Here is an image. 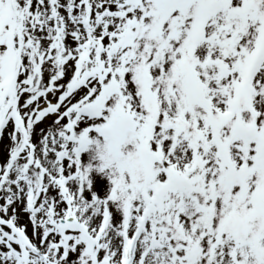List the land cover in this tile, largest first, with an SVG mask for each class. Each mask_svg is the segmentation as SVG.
<instances>
[{"label":"snow or ice","instance_id":"obj_1","mask_svg":"<svg viewBox=\"0 0 264 264\" xmlns=\"http://www.w3.org/2000/svg\"><path fill=\"white\" fill-rule=\"evenodd\" d=\"M0 264H264V0H0Z\"/></svg>","mask_w":264,"mask_h":264},{"label":"rangeland","instance_id":"obj_2","mask_svg":"<svg viewBox=\"0 0 264 264\" xmlns=\"http://www.w3.org/2000/svg\"><path fill=\"white\" fill-rule=\"evenodd\" d=\"M0 148H2V145H0Z\"/></svg>","mask_w":264,"mask_h":264},{"label":"bare ground","instance_id":"obj_3","mask_svg":"<svg viewBox=\"0 0 264 264\" xmlns=\"http://www.w3.org/2000/svg\"><path fill=\"white\" fill-rule=\"evenodd\" d=\"M0 203H2V201H0Z\"/></svg>","mask_w":264,"mask_h":264}]
</instances>
